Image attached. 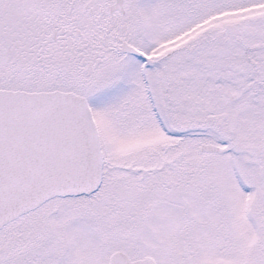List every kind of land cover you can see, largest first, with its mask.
I'll list each match as a JSON object with an SVG mask.
<instances>
[{
  "label": "snow or ice",
  "instance_id": "obj_1",
  "mask_svg": "<svg viewBox=\"0 0 264 264\" xmlns=\"http://www.w3.org/2000/svg\"><path fill=\"white\" fill-rule=\"evenodd\" d=\"M0 264H264V0H0Z\"/></svg>",
  "mask_w": 264,
  "mask_h": 264
}]
</instances>
